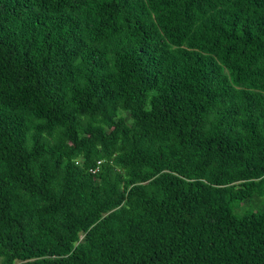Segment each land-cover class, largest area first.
<instances>
[{"label": "trees", "instance_id": "1", "mask_svg": "<svg viewBox=\"0 0 264 264\" xmlns=\"http://www.w3.org/2000/svg\"><path fill=\"white\" fill-rule=\"evenodd\" d=\"M262 197L264 0H0V264H264Z\"/></svg>", "mask_w": 264, "mask_h": 264}, {"label": "rangeland", "instance_id": "2", "mask_svg": "<svg viewBox=\"0 0 264 264\" xmlns=\"http://www.w3.org/2000/svg\"><path fill=\"white\" fill-rule=\"evenodd\" d=\"M229 207L231 211L235 214H241L243 212H248L250 210H257L264 208V197L260 198V200L251 199L247 202H240L235 203L231 202L229 203Z\"/></svg>", "mask_w": 264, "mask_h": 264}, {"label": "built area", "instance_id": "3", "mask_svg": "<svg viewBox=\"0 0 264 264\" xmlns=\"http://www.w3.org/2000/svg\"><path fill=\"white\" fill-rule=\"evenodd\" d=\"M98 163V162H97Z\"/></svg>", "mask_w": 264, "mask_h": 264}]
</instances>
